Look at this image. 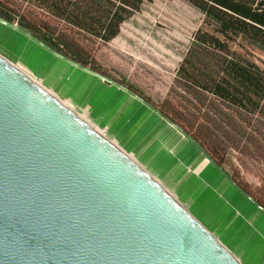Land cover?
<instances>
[{
	"label": "water",
	"instance_id": "obj_1",
	"mask_svg": "<svg viewBox=\"0 0 264 264\" xmlns=\"http://www.w3.org/2000/svg\"><path fill=\"white\" fill-rule=\"evenodd\" d=\"M0 24L142 102L264 213L158 106L19 24ZM0 264L243 263L123 144L0 53Z\"/></svg>",
	"mask_w": 264,
	"mask_h": 264
},
{
	"label": "rangeland",
	"instance_id": "obj_2",
	"mask_svg": "<svg viewBox=\"0 0 264 264\" xmlns=\"http://www.w3.org/2000/svg\"><path fill=\"white\" fill-rule=\"evenodd\" d=\"M0 1L11 13L6 19L23 28L25 22L32 25L40 34L52 39L62 50L69 49L80 54L87 61V66L127 83L156 106L186 122L194 131L199 132L201 128L209 127L203 116L206 112L205 106L200 110L198 100H195L193 94L176 80L177 70L187 56L197 30H211L205 22L206 15L190 2L146 1L140 11L123 23L118 37L110 43L103 44L46 11L29 5L25 0ZM171 12L181 15L173 24L169 22L168 17ZM239 42L241 46H233L238 51H248L251 54L250 58L264 70V49L246 39H239ZM0 53L18 63L39 83L51 87L54 95L68 101L73 110L78 114H84L109 138L123 144V149L129 155L151 174L156 175L157 179L186 204L191 213L215 236L219 239L224 237L223 241L227 245H232L230 250L243 264H248L250 259L247 251L251 254L249 246L251 247L252 232L249 230L248 233L239 234L234 219L230 218L232 213L227 212L223 217L220 215L221 202L219 197L210 195L209 186L203 184L195 186L189 189L190 194L184 197L176 187L167 183V178L156 174L145 162L142 153L137 149L141 146L138 133L135 132L130 142L134 147H128L123 141L111 136V128L122 114L117 117V111H114L116 106L111 105L109 99L96 96L99 90V86L96 88L97 79L1 24ZM224 146H229L223 152L224 168L264 201V164L241 156L226 143ZM187 179L188 177H179L178 187L180 188Z\"/></svg>",
	"mask_w": 264,
	"mask_h": 264
},
{
	"label": "trees",
	"instance_id": "obj_3",
	"mask_svg": "<svg viewBox=\"0 0 264 264\" xmlns=\"http://www.w3.org/2000/svg\"><path fill=\"white\" fill-rule=\"evenodd\" d=\"M153 0H25L51 16L107 44L116 38L124 22ZM206 15L211 30L199 29L187 56L177 70L176 80L197 101L205 122L199 132L189 128L169 111L160 110L195 138L224 167L223 152L230 145L241 156L264 164V70L238 51L239 39L264 49V0H186ZM11 13L0 1V16ZM169 22L181 15L169 13ZM25 28L67 56L87 65L78 53L61 49L52 39L25 22ZM35 32V33H34ZM39 34H38V33ZM232 178L259 203L264 201L234 175Z\"/></svg>",
	"mask_w": 264,
	"mask_h": 264
},
{
	"label": "crops",
	"instance_id": "obj_4",
	"mask_svg": "<svg viewBox=\"0 0 264 264\" xmlns=\"http://www.w3.org/2000/svg\"><path fill=\"white\" fill-rule=\"evenodd\" d=\"M89 75L97 79L96 88L99 86V90L96 96L109 99L110 104L116 106L114 111H117V117L122 114L111 128V136L123 141L128 147H134L130 142L135 132L138 133L141 146L137 149L142 153L145 162L156 174L167 178V183L176 187L184 197L195 186H209L210 195L219 197L221 202L220 215L223 217L227 212L232 213L230 218L234 219L239 234L251 230V254L247 251L250 259L248 264H264V213L240 194L198 148L157 113L124 90ZM179 177H188L180 188L177 182ZM226 237L227 235L225 239ZM220 240L229 249L232 248V245L223 241L224 237Z\"/></svg>",
	"mask_w": 264,
	"mask_h": 264
},
{
	"label": "bare ground",
	"instance_id": "obj_5",
	"mask_svg": "<svg viewBox=\"0 0 264 264\" xmlns=\"http://www.w3.org/2000/svg\"><path fill=\"white\" fill-rule=\"evenodd\" d=\"M2 25V24H1ZM4 26V25H3ZM7 28V27H6ZM9 29V28H8ZM11 30V29H10ZM23 36V35H22ZM42 48V47H41ZM43 49V48H42ZM45 50V49H44ZM45 51H47V50H45ZM48 52V51H47ZM52 93V92H51ZM70 104V103H69ZM71 105V104H70ZM72 106V105H71ZM80 115H82V116H84V117H86L84 114H80ZM186 140V139H185ZM196 149V148H195Z\"/></svg>",
	"mask_w": 264,
	"mask_h": 264
}]
</instances>
